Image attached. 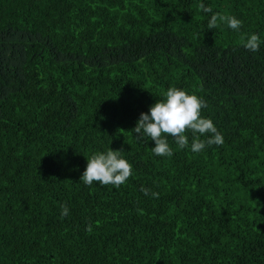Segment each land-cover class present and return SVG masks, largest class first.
<instances>
[{
  "label": "trees",
  "instance_id": "obj_1",
  "mask_svg": "<svg viewBox=\"0 0 264 264\" xmlns=\"http://www.w3.org/2000/svg\"><path fill=\"white\" fill-rule=\"evenodd\" d=\"M172 86L222 145L137 139ZM109 148L132 177L84 185ZM0 264H264V0H0Z\"/></svg>",
  "mask_w": 264,
  "mask_h": 264
},
{
  "label": "clouds",
  "instance_id": "obj_2",
  "mask_svg": "<svg viewBox=\"0 0 264 264\" xmlns=\"http://www.w3.org/2000/svg\"><path fill=\"white\" fill-rule=\"evenodd\" d=\"M199 9L205 13H211L212 8L206 7L204 3L199 4ZM219 22L226 23L227 26L239 31L242 21L235 16L214 13L208 23L210 30L218 28ZM260 37L258 34L248 36L243 46L252 52L259 51ZM207 107V102L195 93L189 94L187 90L172 86L164 93V99H159L149 108L148 113H141L136 127L131 131L136 134L137 139L148 137L154 141L155 147L152 152L157 156L173 155V149L168 138L171 137L180 149L189 147L188 132L192 133L190 149L194 153H199L210 145H222L223 136L210 118L202 115L203 109ZM202 136L208 139L202 140ZM133 175V166L124 157L123 150L97 151L87 158L86 169L81 176V182L86 186L93 183L100 186H113L119 188L125 184ZM141 191L148 195L151 190L141 188ZM154 198L159 194L152 192ZM61 216L69 215L66 204L61 205ZM92 231L89 225L86 229Z\"/></svg>",
  "mask_w": 264,
  "mask_h": 264
}]
</instances>
